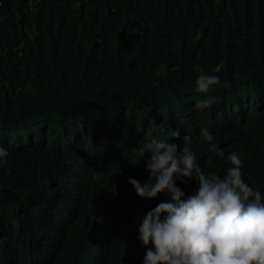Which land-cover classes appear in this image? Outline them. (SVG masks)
<instances>
[{
  "label": "trees",
  "instance_id": "obj_1",
  "mask_svg": "<svg viewBox=\"0 0 264 264\" xmlns=\"http://www.w3.org/2000/svg\"><path fill=\"white\" fill-rule=\"evenodd\" d=\"M185 135L206 172L238 154L264 202V0H0V264H143L139 226L172 201L128 183L138 149Z\"/></svg>",
  "mask_w": 264,
  "mask_h": 264
},
{
  "label": "clouds",
  "instance_id": "obj_2",
  "mask_svg": "<svg viewBox=\"0 0 264 264\" xmlns=\"http://www.w3.org/2000/svg\"><path fill=\"white\" fill-rule=\"evenodd\" d=\"M217 65L214 72H219ZM220 82L219 76L201 74L196 90L206 93ZM211 99L197 102L206 108ZM173 136L180 138V133ZM201 138L208 151L221 160L225 153L213 143L214 137L202 129ZM183 145L156 140L138 149L141 158L148 157L145 168L148 182L141 184L130 178L136 194L152 199L162 192L170 193L172 202H162L149 211L139 226L138 239L148 248L143 264H264V202L261 193L242 178V161L230 153L232 165L223 176L206 172L185 135ZM9 152L0 147V167L8 163ZM209 160L212 159L210 155ZM194 179L198 191L185 195L176 180ZM167 215L161 219V215Z\"/></svg>",
  "mask_w": 264,
  "mask_h": 264
}]
</instances>
